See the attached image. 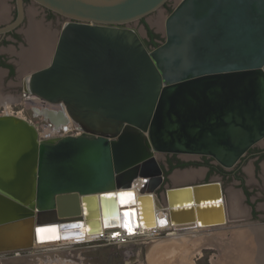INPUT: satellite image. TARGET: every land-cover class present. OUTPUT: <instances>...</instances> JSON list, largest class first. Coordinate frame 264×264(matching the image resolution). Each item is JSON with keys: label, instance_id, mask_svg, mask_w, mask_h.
I'll use <instances>...</instances> for the list:
<instances>
[{"label": "water", "instance_id": "95a60500", "mask_svg": "<svg viewBox=\"0 0 264 264\" xmlns=\"http://www.w3.org/2000/svg\"><path fill=\"white\" fill-rule=\"evenodd\" d=\"M30 1L65 18L22 80L56 108L31 107L48 134L0 114V253L99 230L136 180L142 225L157 222L164 199L171 223L226 224L219 180L159 198L156 155H208L231 167L264 138V0H179L156 47L131 24L169 0ZM14 3L0 39L26 18L25 1ZM69 121L78 134L60 132Z\"/></svg>", "mask_w": 264, "mask_h": 264}, {"label": "rangeland", "instance_id": "374dc122", "mask_svg": "<svg viewBox=\"0 0 264 264\" xmlns=\"http://www.w3.org/2000/svg\"><path fill=\"white\" fill-rule=\"evenodd\" d=\"M178 1L169 0L164 7L144 19L148 27L162 39H164V20ZM8 6V18L10 19L14 14L13 12H15L13 0L8 1ZM32 7L35 8L33 16L30 17L32 20L28 18L26 22L18 27V31L24 30L25 32L29 29L28 22L30 21H41L42 26L47 28L46 30L55 31L57 36L65 19L57 17V21L54 23L51 19L46 21L43 8L35 3L32 4L30 0L25 2L28 15L31 14ZM157 19L160 20L159 26L155 23ZM131 27L137 31L143 42L148 39L146 28L141 21L131 24ZM26 39L27 35L26 38L25 36L20 37L16 41L8 37V41L0 42V56L14 68V72L10 74L5 70V66L0 64V114L7 112L29 122L32 120L35 123H40L39 129L44 132L43 128L47 126V122L34 121L30 115L31 106L35 104L28 100H35L37 96L24 92L22 86L23 78L34 68V66L30 67L31 65H29L25 69H20L22 50L24 48L28 50L31 47ZM162 41L160 40L159 43ZM49 47L47 46L46 52ZM24 94L25 96H23ZM36 120H39V118ZM262 142L260 141V143ZM156 156L165 172L163 184L156 190L159 198H163L164 190L168 187L219 180L224 186L227 209L226 224L202 230L177 229L178 231H168V233L162 234L156 239L147 241L148 243L132 242L124 245L97 246L95 243L71 244L72 241L33 247L18 253H0V264H258V258H261L263 260L261 262L264 263V258L261 255H254L250 258L251 252L248 249L250 247L248 235L253 233L254 229L264 231V170H257L256 172L254 170H244L246 173H243L251 191L252 201L257 209V214L251 217L249 209L248 211L246 209L249 207L246 206L243 200L239 182L234 179L222 178L217 172L205 173V170H199L201 166H194L193 164L183 167L176 166L166 170V162L168 156H171L170 153L168 155L161 153ZM177 157L183 160L197 158L196 155L191 154H177ZM263 161L264 159L261 160V163ZM249 162L251 160L246 161L244 165H248ZM197 171L199 174L190 179L176 182L173 178L178 172L184 174ZM232 200L235 201L237 208H235ZM10 259L17 260L13 263L9 262ZM254 261L255 263H253Z\"/></svg>", "mask_w": 264, "mask_h": 264}, {"label": "bare ground", "instance_id": "6f19581e", "mask_svg": "<svg viewBox=\"0 0 264 264\" xmlns=\"http://www.w3.org/2000/svg\"><path fill=\"white\" fill-rule=\"evenodd\" d=\"M4 11H5L4 8L1 7L0 8V15H3ZM155 23L157 24V26H159L160 20L157 19ZM25 32L27 35V40L29 42V45H31V47H30V49L24 50L22 52L20 69H25L29 65H33L37 62L41 63L42 60L44 59L45 55H46L45 50L47 49V46L49 47V44H50L49 33H47L46 31H42L40 29V27H38L36 25H30L29 29H27ZM49 108H56V107L49 106ZM6 111H7V109H6ZM71 125H73V124L71 121H69L65 127L61 126L60 130H62L63 128L64 129H70ZM47 131L48 130H47V126H46L45 132H47ZM178 174H179V172H178ZM178 174H175L173 177L176 182L180 181V180H184V179H190V178L194 177V175L199 174V172L198 171L192 172V173L186 172L184 174H182V172H181L180 174H182V175H180V174L178 175ZM134 183L136 184V186L134 187L135 189H134L133 193L122 194V195H120L119 198L114 197L115 213H113V216H115V217L108 218L106 225L101 226V228L99 230H97L95 232H88V233L85 232L83 235L80 236L81 238L86 239L87 237L95 236L97 233L103 231L104 229L107 230L109 228L117 227V226H123L124 228L128 229L129 231H131L134 228V226L136 227V225L141 226L142 218H141V214H140V208L138 207V203H136V201H135L136 196L139 195V190H138V188L140 187L139 180H136V182H134ZM232 202L235 205V201L232 200ZM232 202H231V204H232ZM164 203H165V207H166L165 199H164ZM223 204H224V215H225V219L227 220V212H226L227 209H226V205H225L224 201H223ZM132 205H134V206H132ZM144 205H146V207H147V204H144ZM163 206L161 205L159 210H161L163 208ZM235 208H237L236 205H235ZM154 213L156 214V217L159 219L160 224H161L163 229L168 228V225L175 227L174 231H176L177 229H186L187 231H189V230H194V229L195 230H197V229L202 230L204 228H208L206 226L204 227L202 225H196V222H195V225L194 224L189 225L190 223H184V224H182V223L177 224L176 223L175 224V223H171L168 218H167L168 223L166 224L167 221H165L163 214H160V213L157 214L156 209L154 210ZM157 223L158 222H154L152 225H144L143 224L142 227L148 229L150 227L157 225ZM169 223H171V224H169ZM191 228H193V229H191ZM167 231H173V230H167ZM261 232H263V233H261ZM75 237H77V236H75ZM248 239H249L248 241H249V245H250V247L248 249L251 252L250 258L254 255L255 256L261 255L264 258V231L261 229H254L253 233L248 235ZM72 241H74V237L64 238L63 240L62 239L61 240L60 239H56V240L54 239L53 240V238H51V239L47 238V240H46V238H45L44 240H42V242L34 243L33 247H41V246H46V245H54V244H59V243H63V242H66V243L72 242ZM33 247H31V248H33ZM260 259L261 258H258L257 263L258 264H264L261 262L263 260L262 259L260 260ZM16 260L17 259H10L9 262L14 263V262H16ZM250 261H253V260H250ZM253 263H255V261Z\"/></svg>", "mask_w": 264, "mask_h": 264}, {"label": "flooded vegetation", "instance_id": "af4514ba", "mask_svg": "<svg viewBox=\"0 0 264 264\" xmlns=\"http://www.w3.org/2000/svg\"><path fill=\"white\" fill-rule=\"evenodd\" d=\"M24 1L26 2L29 0H24ZM13 2H14V0H13ZM14 8H15V3H14ZM40 8H42V7H40ZM43 10H44V14H45L44 19H46V21H47V19H51L52 22L54 23L55 21H57V17L65 19V18L45 9V8H43ZM13 13L14 14L12 15L11 19L15 16V12H13ZM26 21H27V19L25 18L24 22H26ZM25 34H26V32H25ZM23 36H24V30L19 32L18 28H17L11 32H8L2 39H0V42L8 41V37L10 39H13L14 41H16V39L23 37ZM0 64L2 66H5V70H7L8 73L12 74L14 72L13 66L9 62H6V60H4V58L1 56H0ZM23 96H25V95H23ZM28 101L33 102L35 104L33 106H35L37 108H42L43 106L56 107V105H51L48 102H46V101H44L38 97H36L35 100L30 99ZM30 115L32 116V110H30ZM32 118L34 119V121H37V122L40 121L41 123H43V121H44L42 116H38V117L32 116ZM37 118H39V120H36ZM260 141H263V142L260 143ZM260 141L255 143L254 145H252L249 149H247L245 151V153L239 158V160L231 167H224V166L220 165L219 163H217L215 161V159L213 157L208 156V155H196L197 158L194 160H183V159L177 157V154H170L171 156H168L169 157L168 159L173 158L174 163L176 162V160H180L182 162H188L189 164H193L194 166H201V169H199V170H205V173H209L211 171L217 172L220 174V176L222 178L234 179L235 181L239 182L238 184H239V187L241 190V194L243 196V200L246 203V206L249 207L246 209H247V211L249 209L250 216L254 217L257 214L256 213L257 209L255 206V203L252 201L251 191L249 189L248 184L246 183V181L244 179L243 173H246L244 170H254V172H256L257 170H264V161L261 163V160L264 159V138H262ZM167 155H168V153H167ZM168 159L166 162V164H167L166 170L170 166ZM248 160H251V162L247 163L248 165H244V163ZM162 169H163V167H162ZM164 173L165 172L163 169V175H164ZM204 182H207V181H204ZM221 184H222V182H221ZM222 187L224 189L223 184H222Z\"/></svg>", "mask_w": 264, "mask_h": 264}, {"label": "built area", "instance_id": "2783aa9c", "mask_svg": "<svg viewBox=\"0 0 264 264\" xmlns=\"http://www.w3.org/2000/svg\"><path fill=\"white\" fill-rule=\"evenodd\" d=\"M25 95V94H24ZM31 124L35 125L37 130L40 131V123H35L32 120L30 121ZM51 127L47 123V132H45V128H43L44 132L43 134H48ZM62 134L71 133V134H78L80 130H78L74 125L70 126V129H62L60 130ZM43 137V135H41ZM51 136H58L57 133L51 135ZM156 193V191H155ZM157 194V193H156ZM134 206V205H132ZM157 214H163L165 221H167V218L169 219L168 210L165 206L161 210L156 209ZM157 225L150 227V228H143L142 224L134 226V228L129 231L128 229L124 228L123 226H117L112 227L109 229H104L103 231L97 233L95 236L87 237L86 239L80 238V239H74L73 243L71 244H78V243H95L97 246H111V245H124L129 244L132 242H147L151 241L153 239H156L160 237L162 234L168 233L167 230H174L175 227H172L171 225H168V228L163 229L159 219L157 218ZM168 221L166 222V224ZM171 224V223H169Z\"/></svg>", "mask_w": 264, "mask_h": 264}, {"label": "trees", "instance_id": "16d2710c", "mask_svg": "<svg viewBox=\"0 0 264 264\" xmlns=\"http://www.w3.org/2000/svg\"><path fill=\"white\" fill-rule=\"evenodd\" d=\"M140 21L144 24V26L146 28V32H147V38L148 39L144 41L145 45L148 46V47H156V46H158L160 40H163V39L160 38L158 34L153 32L148 27V25L144 22V19H141ZM168 162H169V165H170L168 168H173V167H176V166L183 167V166L189 165L188 162H182L180 160H176V162L174 163L173 162V158L168 159Z\"/></svg>", "mask_w": 264, "mask_h": 264}, {"label": "crops", "instance_id": "0c3cea01", "mask_svg": "<svg viewBox=\"0 0 264 264\" xmlns=\"http://www.w3.org/2000/svg\"><path fill=\"white\" fill-rule=\"evenodd\" d=\"M8 1L9 0H0V8L1 7H3L4 8V14L3 15H0V24H3V23H5V22H7V21H9V20H11V18L9 19L8 17H9V6H8ZM33 4V3H32ZM33 8V10H32V12H31V14H27V11H26V19L28 20V18H30V17H32L33 16V14H34V12H35V8L34 7H32ZM31 20H32V18H30ZM29 19V20H30ZM36 25V26H38V27H40V29L42 30V31H46L47 33H49V35H50V38H52L53 36H54V34H55V31L54 32H51V31H49V30H46L47 28H45V27H43L42 26V24H41V21H37V22H32V21H30V22H28V27H30V25ZM24 36L26 37V34H25V32H24ZM23 36V37H24ZM26 48H24L22 51H24ZM49 49V48H48ZM148 243V242H147Z\"/></svg>", "mask_w": 264, "mask_h": 264}]
</instances>
